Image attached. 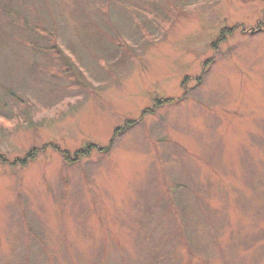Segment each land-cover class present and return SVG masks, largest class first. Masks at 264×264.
<instances>
[{
	"label": "rangeland",
	"instance_id": "1",
	"mask_svg": "<svg viewBox=\"0 0 264 264\" xmlns=\"http://www.w3.org/2000/svg\"><path fill=\"white\" fill-rule=\"evenodd\" d=\"M0 264H264V0H0Z\"/></svg>",
	"mask_w": 264,
	"mask_h": 264
},
{
	"label": "trees",
	"instance_id": "2",
	"mask_svg": "<svg viewBox=\"0 0 264 264\" xmlns=\"http://www.w3.org/2000/svg\"><path fill=\"white\" fill-rule=\"evenodd\" d=\"M7 8V12L9 13V15L15 14L16 16V20H18L24 27H28L29 30L31 32H33L35 34H40V27L42 24H36V22H33L30 17L27 16L26 13H22L20 10H16L13 7H8L6 5H3ZM24 10V9H23ZM21 13V14H20ZM13 17V16H12ZM40 23V21H37ZM52 36V32L49 33ZM38 36V35H37ZM54 41V39H53ZM36 45H39L38 43ZM119 45L123 48V50L125 51V53L127 52L128 54H130L132 52V49L130 48L128 43H125L123 40H121L119 42ZM213 62L212 60H207L205 62V67L203 69V72L201 74V76L197 77L198 79L203 78L206 70H208V67L211 65V63ZM69 68V67H68ZM66 68V69H68ZM172 100V99H171ZM170 101H166L164 99H158L155 98L153 101V108L150 109V111H153L157 108L163 105V103H169ZM146 112H144L141 116V118L136 121V120H126L124 126H120V127H116L115 129V135H120L122 133H124L127 130H130L132 128H134L138 123H140L142 121V117ZM120 130V131H119ZM113 141L111 140V143L107 146L101 147L97 144H93V143H89L87 144L85 147H82L81 149L75 151L74 153H70L69 151L66 150H62L61 147L58 144H54V148L58 149L62 155L64 156V158H68L71 161H75V160H80L85 156H88L91 154L92 150L95 148L96 150H98V152L103 153L105 155H107V153L110 151V149L112 148V143ZM38 149L36 147H33L29 150V152L27 153L26 157L24 159H20L18 158L17 160H15L12 164L14 166L19 165V164H23L26 165L28 161L34 159L37 156V151ZM3 158V157H2Z\"/></svg>",
	"mask_w": 264,
	"mask_h": 264
}]
</instances>
